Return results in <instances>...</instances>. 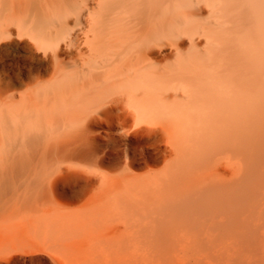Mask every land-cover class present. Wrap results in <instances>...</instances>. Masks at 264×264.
<instances>
[{
	"label": "bare ground",
	"instance_id": "6f19581e",
	"mask_svg": "<svg viewBox=\"0 0 264 264\" xmlns=\"http://www.w3.org/2000/svg\"><path fill=\"white\" fill-rule=\"evenodd\" d=\"M0 209L60 264H264V0H0Z\"/></svg>",
	"mask_w": 264,
	"mask_h": 264
},
{
	"label": "rangeland",
	"instance_id": "374dc122",
	"mask_svg": "<svg viewBox=\"0 0 264 264\" xmlns=\"http://www.w3.org/2000/svg\"><path fill=\"white\" fill-rule=\"evenodd\" d=\"M15 212L0 209V220L12 215L15 222L13 225L10 224L0 228V264H60L57 256L44 251L38 246L32 247L31 244L24 242L28 240L26 238L37 242L46 237L33 226L29 229L30 224L28 225L25 222L23 215Z\"/></svg>",
	"mask_w": 264,
	"mask_h": 264
}]
</instances>
